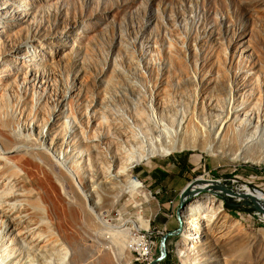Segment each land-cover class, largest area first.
<instances>
[{"label":"rangeland","instance_id":"1","mask_svg":"<svg viewBox=\"0 0 264 264\" xmlns=\"http://www.w3.org/2000/svg\"><path fill=\"white\" fill-rule=\"evenodd\" d=\"M258 114L264 120V0H0V147L18 150L24 160L0 171V191L13 183L31 189L25 195L38 199V221L48 237L58 238L57 216L93 251L108 233L115 250L130 238L150 243L148 260L135 261L137 250L122 253L131 258L127 264H149L161 255L152 218L164 172L155 165L183 158V189L195 179L224 187L185 202L203 199L209 210L190 227L198 235L190 237L195 247L181 246L187 228L181 219L180 232L166 240V256L157 264H185V256L194 264H264V208L226 192L234 182L264 196V164L233 159L259 155L232 124L239 120L246 127L248 117ZM145 124L148 132L156 128L167 137L200 133L222 153L150 155L128 177L140 181L139 189L125 190L112 207L103 205L105 196L113 203L116 192L102 178L119 170L117 149L126 147L118 130H130L144 149ZM213 127L214 135L204 136ZM33 150L41 153L36 178L29 181ZM39 179L55 187L54 214L37 195ZM93 184L90 193L97 198L88 205L84 190ZM213 201L221 204V215ZM90 208L108 211L106 221ZM3 239L0 255L15 241L11 235ZM14 249L13 259L23 264L18 242ZM50 259L48 264L61 262Z\"/></svg>","mask_w":264,"mask_h":264},{"label":"bare ground","instance_id":"2","mask_svg":"<svg viewBox=\"0 0 264 264\" xmlns=\"http://www.w3.org/2000/svg\"><path fill=\"white\" fill-rule=\"evenodd\" d=\"M248 120H250L248 122L249 125L246 127H244L245 124H243V122H240L239 120H233L232 124L235 130L238 129L243 132L245 141L248 144L255 143L257 145L258 149L260 150L259 155L250 156V154L244 155L243 153L241 155L236 154L237 156L232 157L233 159H241L245 162L264 164V120L260 118L259 114L257 115V119H254L251 116L248 117ZM142 128L148 132L147 124H145V126ZM214 128L215 127L209 129V131H207L204 136L208 138L212 137L216 132ZM118 134L120 140H122L120 144L126 146L125 148L120 147L117 149L121 167H119V170H115V172L113 171L114 175H110V173L105 174L101 181V184L105 188H109L111 191L113 190V192H116L113 197V203L111 204L108 200L109 198L105 199L106 196L103 198V205H109L110 207L117 203L119 198L118 195L127 192L125 190L129 189L130 191H136L139 189V186L141 185L140 181H138L137 179H134L136 181H130L128 177L131 176L132 169L141 161V159L155 154L169 155L173 152L186 149H198L209 155H214L216 152L222 153L218 148L217 151H215V149L212 147V144L210 143L209 145L207 143L209 141L208 139L201 140L199 137L200 133L198 134L197 132H195V135L193 134L190 138L181 137L177 131H175V134L169 133V136L167 137L162 134V130H157L156 128L154 129L151 127L149 128L148 132L149 146L147 147L148 144L145 145L146 147L144 149H141L142 144L140 139L137 138V136L130 130L122 128L118 130ZM146 142L147 141H145V143ZM243 146L247 145L245 144ZM128 148H131V151H128ZM30 153L31 155L28 159H30L32 163V165L30 166L33 167L29 169V181L36 178V175L33 171L36 168L34 164L38 163L37 160L39 158L37 156L41 152L33 150V152ZM20 154L21 153L18 150L9 151L4 149V147L1 145L0 171H5L9 168V166L12 165L20 166L21 164H23L24 160L22 158H19ZM60 165L64 169L65 166L63 164ZM39 181L40 183L37 191L39 190L40 192L37 193V195L43 201V203L46 204L45 210H47L48 214H54L56 207L54 198L55 191L53 190H55V187L50 182L44 183L40 179ZM218 187L219 186L215 184H204L202 182H199L192 186V190L196 192L200 190L211 191L217 189ZM94 188L95 187L93 184L91 185V190H84L86 193L85 203L88 205L94 204L93 199L97 198L96 194L92 195V193H95ZM121 189H124V191H121ZM27 190H30L31 193L33 192L31 189H25V187L19 183H13L11 185H8V187H4L3 190L0 191V239L6 238L8 237V235L15 237V241H12L8 244L13 248H7L8 245L3 246V249H5L1 252L0 264H19L16 258L13 259L15 254L12 252L15 250L14 247L17 242L19 243V247H22V250H19L16 253L18 254V256L22 255V259H20L23 264H48L50 257L54 258V256L58 257L62 264H127L131 258L127 259L123 257V251L128 252L129 256L132 250L139 251L142 240L132 238H130L129 242L125 241L121 243L119 245L120 249L117 248L115 250L113 248L114 246L112 245V236L109 233L106 236L104 235L103 239L101 237V240H103V242L98 243L99 247L96 248L95 251H93L82 238L75 235V233L67 225H65V222H63L64 220L57 216H55L53 224L58 230V238H54L53 233H51L50 237L44 235V233L42 232L43 229L41 228V223L38 221L37 217V208H40L37 203L38 199L34 196L35 199L32 198V200L29 201V199L25 195L27 193ZM90 191L92 193H90ZM246 191L248 193H251L248 189H246ZM254 196L256 198L252 199V201L259 206L264 207V205L260 202V200H264L263 194L261 192H256ZM202 201L203 199L189 203L186 207L183 208L184 210L180 215L181 219L184 220V224L187 226L186 231H184V233L182 234L181 246L187 247L188 250H190V247H195L191 245L190 240L192 239H190V237H198L196 231L190 228L192 227V222L195 221L194 219L196 217H200L202 219L204 218L202 214L205 213L206 215V213H209L208 208L204 207ZM213 202L216 203L215 207H217L216 209L218 211V214H220L222 212L221 204L217 201ZM90 210L93 211L94 216L99 222L103 223L104 221H106L105 217L107 216V214H109L108 211L97 212L96 209L92 208H90ZM71 220L74 221V218H72ZM206 222L209 221L207 220ZM2 228L3 230H1ZM3 241H5V239H3ZM104 241L107 243V245L104 244ZM6 251L10 252L6 253ZM24 252L26 256H24ZM180 253L181 255H184V252L182 250ZM10 254H12V256H10ZM203 256L206 257L205 255ZM184 260L185 264H194V262L191 263L192 261H189L187 259V256H185Z\"/></svg>","mask_w":264,"mask_h":264},{"label":"crops","instance_id":"3","mask_svg":"<svg viewBox=\"0 0 264 264\" xmlns=\"http://www.w3.org/2000/svg\"><path fill=\"white\" fill-rule=\"evenodd\" d=\"M184 162L183 158H173L172 160L167 159L155 165V168H159V170L164 172L161 183L155 191L156 194H159L154 199L157 209L152 218L153 229L156 230V233H168L178 228L175 197H180L183 189L180 182L182 178L180 165Z\"/></svg>","mask_w":264,"mask_h":264},{"label":"water","instance_id":"4","mask_svg":"<svg viewBox=\"0 0 264 264\" xmlns=\"http://www.w3.org/2000/svg\"><path fill=\"white\" fill-rule=\"evenodd\" d=\"M199 182H202L204 184L207 183H211V184H215L219 187H224V185H220L217 181H208V180H203V179H195L194 181L190 182L181 192L180 197H179V206L178 209L176 211V218L178 220L179 226L175 231L172 232H168V233H163L161 234V239H160V249H161V255L159 258H156L154 260H152L149 264H157L158 262H160L162 259L165 258L166 256V240L171 237V236H175L177 235L180 230H181V217H180V210L183 209L185 202L191 197L194 196L200 192H203L204 190H200L198 192L193 191L192 190V186L194 184H197ZM230 186V191L226 190V192L230 195V196H242L245 198H250V199H254L256 198L254 196V194L252 193H248L246 191H243L241 188L237 187L234 182H231L229 184ZM264 208V207H263Z\"/></svg>","mask_w":264,"mask_h":264},{"label":"built area","instance_id":"5","mask_svg":"<svg viewBox=\"0 0 264 264\" xmlns=\"http://www.w3.org/2000/svg\"><path fill=\"white\" fill-rule=\"evenodd\" d=\"M243 191H246L245 188H241ZM247 192V191H246ZM141 245H140V249L139 251H137L138 254V258L135 259V261H139V260H148L147 257L150 255L151 250L153 247H151L152 245L150 243H147L146 241H141Z\"/></svg>","mask_w":264,"mask_h":264},{"label":"trees","instance_id":"6","mask_svg":"<svg viewBox=\"0 0 264 264\" xmlns=\"http://www.w3.org/2000/svg\"><path fill=\"white\" fill-rule=\"evenodd\" d=\"M226 207L229 208V209H231V207L228 204L226 205Z\"/></svg>","mask_w":264,"mask_h":264}]
</instances>
